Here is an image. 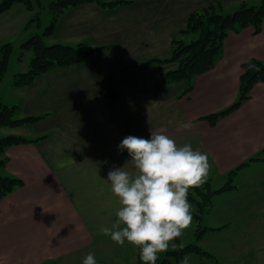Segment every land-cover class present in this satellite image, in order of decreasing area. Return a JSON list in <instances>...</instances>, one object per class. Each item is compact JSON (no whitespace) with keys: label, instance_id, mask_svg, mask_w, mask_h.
<instances>
[{"label":"crops","instance_id":"0c3cea01","mask_svg":"<svg viewBox=\"0 0 264 264\" xmlns=\"http://www.w3.org/2000/svg\"><path fill=\"white\" fill-rule=\"evenodd\" d=\"M210 2H220L229 12L241 2L259 1L131 0L115 7L86 2L63 12L47 43L105 47L82 63L53 68L28 85H14L11 98L17 100L12 103L19 106L20 116L46 114L28 126L25 136L47 137L5 149L1 173L17 176L23 184L0 198V264H83L89 252L97 264H138L137 247L127 241L113 244L100 229L112 228L120 207L108 172L124 166L133 171L127 150L120 151L118 145L129 135L149 139L151 131L207 153L211 180L227 177L248 161L234 175L240 174L238 185L215 195L205 212L214 225H205L226 224L214 231L216 252L232 254L237 236L242 247L255 252L253 264H264V244L245 242L258 220H264V82H256L250 97L215 124L203 118L237 99L244 61H264V21L259 33L250 26L229 31L214 66L196 75L185 94V81L161 91L155 87L158 75L175 63L131 66L169 56L189 13ZM35 10L17 2L0 13V44L26 40L29 31L23 26ZM109 89L110 96L94 101ZM4 98L0 93L5 103ZM180 123L191 127L181 129ZM1 129H8L4 134L15 130ZM245 183L246 191L240 192L238 186ZM234 218L245 220L236 232L231 228Z\"/></svg>","mask_w":264,"mask_h":264},{"label":"trees","instance_id":"16d2710c","mask_svg":"<svg viewBox=\"0 0 264 264\" xmlns=\"http://www.w3.org/2000/svg\"><path fill=\"white\" fill-rule=\"evenodd\" d=\"M22 2L28 9L36 10L24 24L23 30L29 31V36L20 43L21 54L24 49L32 51V57L27 70L17 72L13 76V85L24 86L33 82L37 77L47 71L82 63L102 50L105 45L87 48L83 44L71 45L61 42L47 43L45 38L51 35L63 12L71 7L86 2H95L102 7H115L119 4L131 2V0H53L48 9L50 12V21L42 31H38L41 26L40 9L41 4L32 0H0V13L10 8L14 3ZM264 21V0L258 3L249 4L241 2L232 11L222 10L220 2H210L202 9L189 13L185 26L179 31V34L172 41L171 53L167 57H153L147 60L134 63L131 66L148 68L154 62L175 63V67L161 72L155 83L157 91H161L166 85L173 82L185 81L186 86L181 94L189 92L193 87V79L196 75L211 69L219 54L222 51L223 40L229 31L238 32L245 27H252L254 33H259L261 24ZM34 27L32 30L31 28ZM189 38V39H187ZM13 44L6 41L0 44V83L7 70ZM249 65H255V69L249 68ZM129 66H126L127 68ZM256 82H264V61L251 58L242 63V72L240 75L239 89L237 99L224 109L209 113L203 116L211 125L217 120L236 109L244 100L250 97V90ZM111 90L105 94L95 97L94 101L100 103L105 97L110 96ZM19 106L17 104H6L0 99V127L18 128L24 125H31L44 118L46 114L24 115L20 116ZM47 137L43 134L34 138H29L23 134L6 133L0 136V169L5 165V149L14 144L24 142H36ZM259 156H253L249 159H255ZM245 161L227 173L226 182L219 188L213 189L211 179L207 177L206 182L199 187L192 188L188 193V201L194 206L191 215L195 221V238L193 243L183 244L179 238L175 241L179 247L169 249L162 255H158L156 264H173L179 262L181 258L188 253H197L202 256L214 257L212 253L199 246L198 240L207 232L218 231L226 224L220 226L202 225L203 214L209 210L212 205V196L222 190H228L235 187L232 184V177L237 169L247 164ZM23 184V180L17 176L2 174L0 170V198L6 196L17 187ZM138 264H144L140 259Z\"/></svg>","mask_w":264,"mask_h":264},{"label":"clouds","instance_id":"9594fccd","mask_svg":"<svg viewBox=\"0 0 264 264\" xmlns=\"http://www.w3.org/2000/svg\"><path fill=\"white\" fill-rule=\"evenodd\" d=\"M178 127L188 129L191 125L180 123ZM118 148L127 150L133 171L124 170V166L108 172L111 192L120 207L112 228L101 227L100 231L117 245L127 241L137 247L144 264H156L158 255L170 245L175 248L171 242L191 224L188 193L206 182L208 155L189 144L179 146L168 135L154 131L149 139L126 136ZM188 260L185 256L182 264ZM83 264H97L94 254L89 252Z\"/></svg>","mask_w":264,"mask_h":264},{"label":"rangeland","instance_id":"374dc122","mask_svg":"<svg viewBox=\"0 0 264 264\" xmlns=\"http://www.w3.org/2000/svg\"><path fill=\"white\" fill-rule=\"evenodd\" d=\"M32 1L34 3V6H35V3L37 4V1H39L41 4V9H40L41 26L38 29V31L40 32L44 29V27L50 21L51 15H50L48 6H49L50 2L53 0H32ZM229 11H231V10H229ZM28 36L29 35L27 34V37ZM187 39H189V38H187ZM11 41H12V44L14 45L13 46V52L11 54L5 75H4V77L0 83V93L4 94V96H5L4 101L6 104H13L12 102H15V101H16V103H18L17 100H15L14 98H11V96H12L11 92L14 90L13 76L17 72H22V71L27 70L29 67L30 59L32 57V51L30 49H24L23 53L21 54L22 49L19 45V38L18 39L16 38L15 40H11ZM28 126L29 125H27V126L25 125L22 127L15 128L16 132H15V130H12V133L26 135L31 128V126L30 127H28ZM1 128H5V127H1ZM2 130L3 129L0 130V136L4 135V132H7L8 129H4L5 131H2ZM239 178H240V174L237 177L233 176L231 183L234 185H238L237 181ZM226 180H227V177H224V178L214 177L213 180H211L212 188L217 189V188L221 187L226 182ZM247 187H248L247 183L241 184L238 186V190L240 192L241 191L244 192V191H246ZM227 191H230V190L229 189L228 190H222L218 193H224ZM218 193L213 194V196H212L213 201H214L215 195ZM222 196H224V195H222ZM189 203L191 205V209H193V207H194L193 204L191 202H189ZM212 204H214V203H212ZM213 221L214 220H213L212 216L207 215V213L206 214L204 213L201 224L202 225H205V224L214 225V224H211V223H214ZM244 221H245L244 218L242 220L240 218L232 219L231 220L232 230L234 232H236V230L240 226H242L241 222L244 223ZM257 228H259L258 233L256 231ZM194 230H195L194 219L192 217V221H191L190 226L187 229H185L182 233V236H180V240L182 241V244L193 243L196 241ZM215 236H217L216 232L209 231L203 236V241L198 242L200 247H202L204 250L212 253L214 255V257L202 256V255H199L197 253H188V254H185V256H187L189 258L188 264H253L254 262H256V260L254 259L256 257V256H254L255 252L252 251V248L248 249V248H246V246L242 247V245L239 243V242H241L242 239L239 240V238L237 236H236V241H234L235 242L234 243V250L232 251V254H228V253H224V252H216L212 248L213 247L212 246L213 245L212 244V238H214ZM246 237H248L247 240H245L246 243H252L254 240H259V242L261 241V243L264 244V220H258V223L254 227V230H252L249 235H246ZM171 243L176 245L175 248L179 247V243L177 241H175V239ZM113 244H116V243L113 242ZM169 249H174V248L171 247V245H170ZM262 249H264V246H262ZM162 254H159V255H162ZM227 255H230V256H227ZM183 258H181L179 262L174 261L173 264H182Z\"/></svg>","mask_w":264,"mask_h":264}]
</instances>
